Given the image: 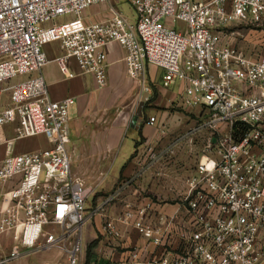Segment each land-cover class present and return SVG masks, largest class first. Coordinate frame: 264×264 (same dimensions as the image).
<instances>
[{
  "label": "built area",
  "instance_id": "2783aa9c",
  "mask_svg": "<svg viewBox=\"0 0 264 264\" xmlns=\"http://www.w3.org/2000/svg\"><path fill=\"white\" fill-rule=\"evenodd\" d=\"M127 1L134 23L111 5L108 19L89 24L84 13L110 0H0V86L27 77L0 87V264L41 248L61 249L62 259L45 264H87L84 214L94 189L73 175L67 153L75 101L51 100L41 75L50 62L44 46L53 42L60 43L63 55L55 62L67 78L74 77V60L99 89L107 87L106 49L117 43L142 94L150 91L146 71L154 66L164 72L165 88L181 85V108L199 109L200 126L160 154L145 144L137 154L142 170L126 185L184 141L208 133L195 175L172 214L142 198L126 203L107 223L110 240L123 237L119 226L130 227L154 247L142 260L138 246L130 245L124 262L264 264V0ZM6 91L10 100L4 106ZM156 123L155 117L145 121ZM37 137L51 146L17 152L19 141Z\"/></svg>",
  "mask_w": 264,
  "mask_h": 264
},
{
  "label": "crops",
  "instance_id": "0c3cea01",
  "mask_svg": "<svg viewBox=\"0 0 264 264\" xmlns=\"http://www.w3.org/2000/svg\"><path fill=\"white\" fill-rule=\"evenodd\" d=\"M111 4L115 5L114 0H111ZM110 6L107 3L91 7L88 9L90 11L85 12V21L92 24L108 19L111 15ZM44 52L50 62L43 68L41 75L48 86L51 100L62 101L72 98L75 101L70 109V143L67 147L72 173L83 179L94 190L99 188L101 184L99 177L104 176L106 178L111 172L116 177L105 187L104 190L107 192L113 189L121 176L129 180L130 177L141 172L142 163H138V156L132 158L136 151V144L143 141L144 144L155 147L157 142L163 141L166 138L164 129L169 128L168 131H171V127L179 119L173 110L180 109L196 116L199 114V109L187 110L178 105L182 89L180 84L173 83L169 88H165L162 82L164 72L154 66H148L146 85L150 91L144 107V118L138 122L139 129L132 128L131 122L134 116L137 94H144H142V89H138L139 92L136 91L139 88L137 81L128 76L125 65L126 52L123 47L113 43L106 49L108 83L104 89L98 88L92 74L82 73L74 60L69 63V70L74 77L67 78L62 75L55 62L56 58L63 55L60 43L53 42L45 45ZM32 76L36 75L33 74ZM130 97H132L130 105L125 109L119 108L123 100ZM112 117V124L107 127L105 125L106 119ZM150 117L157 119L155 126L145 124V121ZM38 138L43 139L47 144L42 149L51 146V143L44 137L35 139ZM142 149L143 147L139 149L138 153ZM79 159L85 160V164L79 165L77 163ZM86 173L96 179V185L93 183L95 187L87 182ZM145 175L146 173H143L140 178ZM132 185L124 184L118 191H129ZM175 209L172 206H162L159 207L158 212L172 214ZM121 229L124 241L123 249L130 245H136L141 250V259L146 260L154 247L140 238L132 228L124 227ZM112 256L115 259L116 255ZM121 256L122 262H124L125 257L128 256L127 251ZM101 262L102 260L94 255L89 264H101Z\"/></svg>",
  "mask_w": 264,
  "mask_h": 264
},
{
  "label": "rangeland",
  "instance_id": "374dc122",
  "mask_svg": "<svg viewBox=\"0 0 264 264\" xmlns=\"http://www.w3.org/2000/svg\"><path fill=\"white\" fill-rule=\"evenodd\" d=\"M114 2L115 5H112L110 0L109 4L114 6L119 12L123 14L124 17L129 19L132 23L136 21V13L127 0H114ZM69 20H71L70 17L63 18L60 19L58 23L67 22ZM241 33L245 35L249 34L250 32L248 30H244ZM241 45L244 44L241 43ZM256 50L260 54L263 52V47L257 46ZM26 78L27 77L16 78L10 81L9 83L1 85L0 87L5 88L7 86H12L18 82L25 80ZM138 89H141V87L139 86L136 91ZM142 97L143 95H140V93L137 94L136 106L134 105V113ZM131 98L132 97L128 98L127 100L125 98L123 102L119 105V108H127L130 105ZM9 100L10 92L6 91L4 92L3 105L5 106L6 104H8ZM174 111L177 113V117L179 119L176 124L171 127V131H168L169 128L164 129L166 131V138H164V140L161 142H157V146H153L157 154H160V152L165 149V147H169V145L176 138L188 135L191 130L200 126L199 119L196 115L189 114L180 109L173 110V112ZM112 119L113 117L106 119L105 125L107 127L112 124ZM8 136H12L11 129L8 132ZM207 137V131H203L201 134L199 133L198 136L193 137V140L184 141L183 144L175 148L173 154H168L167 156L162 158L157 163V165H155L149 170H146V175L143 178H138L136 180L137 182L134 181L132 183L133 185L131 186L132 188L129 191H118L128 181L124 177L119 179L114 185L113 189L108 192L104 189L107 184L110 183L116 177V175L111 172L109 173V175H107L106 178L104 176L99 177V183L101 184L99 185V188H96L94 190V193L89 196L88 202L86 203V211L84 214L85 217L88 219L83 229V241L85 245L86 261L88 246L92 242L98 241V246L94 250V255H96L102 260L101 264L125 263L122 262L121 259V254L127 251L126 249H123V237L119 238L118 240H110L109 235L105 231L107 223L119 217V215L123 212V209H125L126 203L131 201H137L138 199L142 198L151 199L162 206H172L177 208L178 205H180L182 200L184 199L188 189V182L191 177L195 175L196 167L204 154ZM46 145V142L43 139L39 138L23 140L17 143V152H34L44 148ZM144 146L145 144L143 143V141H140L139 146L136 147V151L133 154L134 157L138 154L139 149ZM145 162H147V160ZM77 163L79 165L81 164L82 166L85 164V160L79 159ZM85 178L90 185L95 187V178H92V176L88 173H86ZM96 209L99 210L93 215V212ZM119 227L120 229L124 228L123 226ZM49 230L53 233H60V230L55 227H52ZM40 244L44 245V239L41 240ZM60 250L61 249L41 248L32 252L23 251L22 253L24 257H22L21 260L11 264H45L49 261H57L62 259ZM9 251L10 245L9 247H7V249L2 252V254H8ZM110 253L112 255H116L115 259Z\"/></svg>",
  "mask_w": 264,
  "mask_h": 264
},
{
  "label": "water",
  "instance_id": "95a60500",
  "mask_svg": "<svg viewBox=\"0 0 264 264\" xmlns=\"http://www.w3.org/2000/svg\"><path fill=\"white\" fill-rule=\"evenodd\" d=\"M148 96L149 94L148 93H145L143 95V97L141 98V100L139 101V104H138V107L134 113V116H133V119H132V122H131V127L132 128H135V129H139L140 126L138 125V122L139 120L143 119L144 118V107H145V104L148 100Z\"/></svg>",
  "mask_w": 264,
  "mask_h": 264
},
{
  "label": "trees",
  "instance_id": "16d2710c",
  "mask_svg": "<svg viewBox=\"0 0 264 264\" xmlns=\"http://www.w3.org/2000/svg\"><path fill=\"white\" fill-rule=\"evenodd\" d=\"M139 146V143L136 144V147ZM134 157V155L132 156V158ZM122 178V176L120 177V179ZM98 246V241H94L92 242L88 248H87V264L90 263L91 258L94 256V250L97 248Z\"/></svg>",
  "mask_w": 264,
  "mask_h": 264
}]
</instances>
